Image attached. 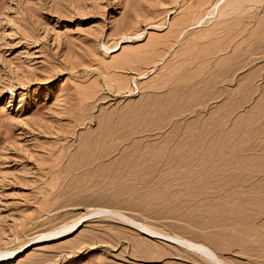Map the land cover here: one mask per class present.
Here are the masks:
<instances>
[{
	"label": "rangeland",
	"instance_id": "obj_1",
	"mask_svg": "<svg viewBox=\"0 0 264 264\" xmlns=\"http://www.w3.org/2000/svg\"><path fill=\"white\" fill-rule=\"evenodd\" d=\"M125 218L264 264V0H0V264H208Z\"/></svg>",
	"mask_w": 264,
	"mask_h": 264
},
{
	"label": "bare ground",
	"instance_id": "obj_2",
	"mask_svg": "<svg viewBox=\"0 0 264 264\" xmlns=\"http://www.w3.org/2000/svg\"><path fill=\"white\" fill-rule=\"evenodd\" d=\"M121 218H123V216H121ZM126 219V218H125ZM123 220V221H125L126 223H128L129 221H131V220H129L128 219V221H127V219L126 220ZM81 221H82V219H79L77 222H75V223H73L72 225H70L66 230H64V231H67L66 233H71V232H73L74 230H76V228L79 226V224L81 223ZM130 223V222H129ZM136 223V222H135ZM130 225H132L133 226V224H132V221H131V224ZM129 225V226H130ZM133 227H135V228H139V230H141L142 231V233H144V234H146L147 236H152V237H154V238H158L159 240H164V241H168V242H170V243H172V244H174L176 247L177 246H181V247H184L183 248V250H185V248L186 249H188L189 250V252L190 253H192L193 252V254L195 253V255H198L199 257H201L203 260H205L208 264H225L224 262H222L221 260L219 261L218 259H216V255H214L215 253H213V251L212 250H210L209 248H208V246L206 247V245L204 246V244H198L199 242H196V243H194V241L193 242H191V240L189 241V240H182V237H171V236H169V235H167V234H164V233H161V232H155V230H149V229H147V228H145V227H143V226H139V225H137V223H136V225L134 224V226ZM151 229V228H150ZM184 239V238H183ZM163 242V241H162ZM169 243V244H170ZM28 247V245H23L22 247H20L19 248V251L18 252H21V251H23L24 249H26ZM181 249V248H180ZM14 253V252H13ZM13 253H10V254H8V255H14ZM11 255V256H12ZM11 256H9L8 258H10ZM216 256V257H215Z\"/></svg>",
	"mask_w": 264,
	"mask_h": 264
}]
</instances>
